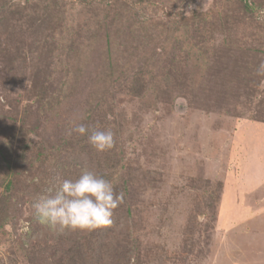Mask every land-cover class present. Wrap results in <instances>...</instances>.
Here are the masks:
<instances>
[{"label": "rangeland", "instance_id": "rangeland-1", "mask_svg": "<svg viewBox=\"0 0 264 264\" xmlns=\"http://www.w3.org/2000/svg\"><path fill=\"white\" fill-rule=\"evenodd\" d=\"M262 61L264 0H0V264H264ZM84 168L113 223L41 225Z\"/></svg>", "mask_w": 264, "mask_h": 264}, {"label": "clouds", "instance_id": "clouds-1", "mask_svg": "<svg viewBox=\"0 0 264 264\" xmlns=\"http://www.w3.org/2000/svg\"><path fill=\"white\" fill-rule=\"evenodd\" d=\"M257 75L264 76V61L257 67ZM73 132L88 135L83 124L73 122L68 134ZM88 143L97 152H104L114 145V133L108 130H92ZM38 182V181H37ZM123 203V193L117 194L111 181L84 168L75 180L64 179L52 196L42 198L33 207L38 222L51 231L91 232L97 228L111 225L114 209Z\"/></svg>", "mask_w": 264, "mask_h": 264}, {"label": "trees", "instance_id": "trees-1", "mask_svg": "<svg viewBox=\"0 0 264 264\" xmlns=\"http://www.w3.org/2000/svg\"><path fill=\"white\" fill-rule=\"evenodd\" d=\"M61 168L64 169L65 167H61ZM6 187H8V185Z\"/></svg>", "mask_w": 264, "mask_h": 264}]
</instances>
